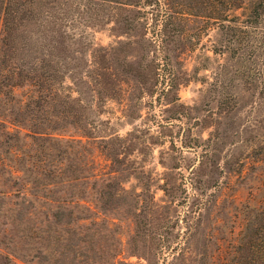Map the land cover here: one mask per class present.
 I'll use <instances>...</instances> for the list:
<instances>
[{"label": "rangeland", "instance_id": "rangeland-1", "mask_svg": "<svg viewBox=\"0 0 264 264\" xmlns=\"http://www.w3.org/2000/svg\"><path fill=\"white\" fill-rule=\"evenodd\" d=\"M257 2L0 0V264H264Z\"/></svg>", "mask_w": 264, "mask_h": 264}, {"label": "trees", "instance_id": "trees-1", "mask_svg": "<svg viewBox=\"0 0 264 264\" xmlns=\"http://www.w3.org/2000/svg\"><path fill=\"white\" fill-rule=\"evenodd\" d=\"M254 22L252 24H259V22L263 23L264 28V1L258 0V2L255 5V11L253 14ZM264 30V29H263ZM262 51H264V33H262ZM262 216L264 217V209L261 211ZM264 243V241L261 243V245ZM264 249V246H262ZM254 255V254H253ZM260 260L264 261V254L260 257ZM256 263L255 259L251 256L246 260V264H254Z\"/></svg>", "mask_w": 264, "mask_h": 264}]
</instances>
